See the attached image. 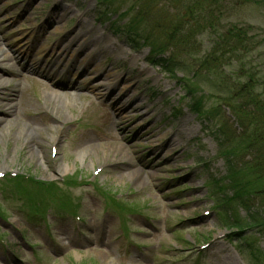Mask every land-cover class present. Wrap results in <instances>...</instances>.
I'll return each instance as SVG.
<instances>
[{
	"label": "rangeland",
	"instance_id": "374dc122",
	"mask_svg": "<svg viewBox=\"0 0 264 264\" xmlns=\"http://www.w3.org/2000/svg\"><path fill=\"white\" fill-rule=\"evenodd\" d=\"M102 1L0 0L10 58L0 67L10 81L0 90V264H256L247 243L264 252V241L236 239L208 181L225 174L204 130L214 122L188 108L194 89L228 122L215 80H193V56L152 65L151 48L121 34L136 10ZM220 12L219 24L247 29L264 54V0H228ZM21 34L32 37L24 54ZM28 122L43 129L37 140L18 137Z\"/></svg>",
	"mask_w": 264,
	"mask_h": 264
},
{
	"label": "trees",
	"instance_id": "16d2710c",
	"mask_svg": "<svg viewBox=\"0 0 264 264\" xmlns=\"http://www.w3.org/2000/svg\"><path fill=\"white\" fill-rule=\"evenodd\" d=\"M118 1L127 8L126 17L136 10L121 34L130 37L134 50L141 43L150 47L152 65L169 68L171 58L193 56V80H215L228 122L217 124L218 110L206 111L196 90H187L188 108L207 124L214 122L204 130L217 144L216 158L224 162L225 174L217 179L208 173V181L215 184L221 221L236 230V239L264 241V54L258 43L247 29L219 24L217 13L228 0H103L102 5L117 6ZM162 1L172 13L160 8ZM203 36L209 38L206 46L198 41ZM166 53L170 57L161 58ZM258 243L248 242V250L256 264H264Z\"/></svg>",
	"mask_w": 264,
	"mask_h": 264
},
{
	"label": "bare ground",
	"instance_id": "6f19581e",
	"mask_svg": "<svg viewBox=\"0 0 264 264\" xmlns=\"http://www.w3.org/2000/svg\"><path fill=\"white\" fill-rule=\"evenodd\" d=\"M19 38H24L25 41H22L19 45V52H21V54H24V53H27L28 50H29V46H30V42L29 40L32 39L31 35H28V36H24V35H18ZM57 48V47H56ZM54 47V49H56ZM70 48H67V47H64V49H62V51L65 53V52H68ZM41 51L38 53V57L41 58L46 52H47V49L46 47H43L40 49ZM3 50L0 48V67L2 65V63H4L5 61L9 60L10 58H7L3 52ZM2 52V53H1ZM75 54H77V51L74 52ZM72 54L73 57H76L75 54ZM0 90H2L3 88H5V86H7L10 81H7V80H4L3 79V76L4 74H7L9 73V71L7 69H3V68H0ZM30 67L29 68H26V71H30ZM35 72H38V70L35 69ZM19 83V82H18ZM42 86L48 90H50V86L48 84H45V83H42ZM20 85H18V89H19ZM19 94L16 96V98L13 100V98H10L12 101L8 102V103H5V105L3 106L4 108V111L6 113H9L11 114L13 110H17V105H19L18 103H20V100L17 101L18 99V96L21 98L23 96V93H22V90L19 89L18 90ZM53 93V94H52ZM49 92L48 96H46L44 98V105L45 104H48V103H51V99L54 98L59 94L58 92ZM53 96V97H52ZM55 96V97H54ZM42 99H39L37 98V101L41 102ZM12 121V120H11ZM11 122H9L8 124H6V126H8ZM30 126L28 128V131L27 132H24V131H20L18 137H22L23 135H25V141H29V140H37V133L38 131H42L43 129L41 128V126L37 123H27L25 124L24 127L27 128V126ZM55 141V140H54ZM32 151V154H36L38 157H40V152L36 149H34V147H32L31 149ZM8 169V166L6 165V167L3 168L4 171H6ZM5 173V172H4Z\"/></svg>",
	"mask_w": 264,
	"mask_h": 264
}]
</instances>
